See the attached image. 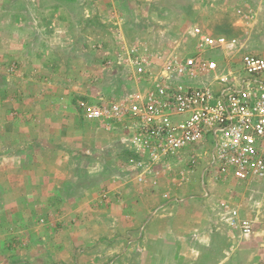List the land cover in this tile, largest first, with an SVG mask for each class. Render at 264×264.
I'll list each match as a JSON object with an SVG mask.
<instances>
[{
  "label": "rangeland",
  "instance_id": "obj_1",
  "mask_svg": "<svg viewBox=\"0 0 264 264\" xmlns=\"http://www.w3.org/2000/svg\"><path fill=\"white\" fill-rule=\"evenodd\" d=\"M73 2L0 0V264H150L148 255H143L141 237L130 246L132 235L124 228L118 231V224L127 222L126 210L132 198L116 196L113 208L109 204L106 212L93 213L97 227L87 226L82 213L64 226L60 222L62 208L48 214L42 200L52 201L46 197L38 200L32 193L47 192L50 171L60 196L64 199L67 193L68 201L78 194L84 195V200L102 194L112 178L119 179L125 189L134 188L130 175L139 179L140 172L122 148L128 146L130 131L118 122L87 119L79 103L126 104L137 94H144L151 87L150 72L158 71L168 60L181 59L194 46L192 32L197 27L216 37L236 38L244 52L260 54L258 51L264 50V8L256 0H241L244 26L230 30L227 27L237 22L238 9L219 0ZM54 8L66 9L70 15L71 20L65 19L60 25L69 36V44L50 45L46 54L41 44L48 41L53 30L45 15ZM15 12L22 14L21 18H13ZM70 116L86 122L70 120L77 122L74 127L84 133L72 132L68 149L63 146L68 137L62 128L53 131L51 127L67 124ZM100 127L115 130L119 140ZM196 153L201 155L202 151ZM78 159L86 163L80 170L70 164L72 173L65 175L66 163ZM202 159L195 174L196 188L202 195L190 198L189 193L179 197L184 198L181 204L168 202L162 215V220H175V224L165 229L167 232L161 231L181 246L179 258L173 256L167 264H264V209L247 208L238 197L227 195L226 183L215 180L207 183L212 194L205 196L200 177L209 164ZM37 160L47 163H34ZM96 160L102 163L99 170ZM65 177L69 180L63 185ZM196 185L188 184L191 188ZM87 200L84 203L89 204ZM154 200H148L152 210L159 204L158 198ZM148 201L144 199L143 203ZM223 201L247 208L243 216L253 226L247 240L239 238L238 229L229 224L226 227L221 221L226 215L227 222L233 210L225 209ZM38 203L43 213L31 211ZM47 215L53 227L36 229L35 221ZM208 238L211 243L206 245ZM191 248L198 249L199 255L194 256Z\"/></svg>",
  "mask_w": 264,
  "mask_h": 264
},
{
  "label": "built area",
  "instance_id": "obj_2",
  "mask_svg": "<svg viewBox=\"0 0 264 264\" xmlns=\"http://www.w3.org/2000/svg\"><path fill=\"white\" fill-rule=\"evenodd\" d=\"M194 35L196 50L150 72L144 94L126 104L78 106L89 120L118 122L130 131L131 164L142 180L157 179L174 163L195 166L209 157L218 179L264 185V58L244 52L236 38L199 28ZM227 221L246 236L252 232L237 212Z\"/></svg>",
  "mask_w": 264,
  "mask_h": 264
},
{
  "label": "crops",
  "instance_id": "obj_3",
  "mask_svg": "<svg viewBox=\"0 0 264 264\" xmlns=\"http://www.w3.org/2000/svg\"><path fill=\"white\" fill-rule=\"evenodd\" d=\"M64 3L66 1H74L73 3L79 1L80 2H84L85 0H63ZM213 1V0H210ZM220 2L226 3L227 5H236L237 7V22L234 24H230L227 28L228 29H233L232 27H234V30H240L239 25L242 27L244 26L243 24V17L241 16L243 11V7L241 6V0H219ZM245 3L247 2V0H243ZM257 4L261 3L260 6L262 7V9L264 8V0H256ZM63 3V5H64ZM71 3V2H70ZM240 3V4H239ZM17 4V3H16ZM216 4H218L217 2H213V5L216 6ZM65 8V7H64ZM17 12H15L13 15L11 14V16L17 17V16H22V14H16ZM263 14V13H262ZM17 15V16H16ZM46 16V20L50 21L49 22V28L51 30H53L52 32H50L51 35H48V41L45 40L43 45L41 44L42 50L41 51H46L47 50H51V46L50 45H60V47H66L69 44V36L67 35V33H65L63 30V28H60L62 25V23L66 20L70 21V15L68 14L66 9H53L52 11H49V14L45 15ZM249 18V17H248ZM47 26V27H48ZM57 27V30H55L54 28ZM199 29H202L205 33L209 34V35H213L211 33H209V31L205 30L202 27H197ZM196 28V29H197ZM195 30V29H194ZM194 30L192 32V37H193V47L189 50L186 51V54H182V56H187L191 53H193L196 50L197 47V39L194 35ZM54 31L58 32L60 31L61 34L55 33ZM262 31V30H260ZM215 36V35H213ZM261 37L263 38L262 43L264 45V30L263 32H261ZM50 42V44H49ZM72 42V41H71ZM73 43V42H72ZM101 46V45H100ZM257 52V51H255ZM260 54H256V55H260L264 58V50L263 51H258ZM50 52H47L46 54H49ZM221 55H219V57H224L225 56L220 53ZM181 56V58H183ZM179 58H175L173 60H177ZM169 61V60H168ZM66 107H64L65 109ZM70 110V107H67ZM76 108L74 107V110ZM63 111V110H62ZM63 112H66L65 110ZM78 112V111H77ZM76 114V112H75ZM19 116L18 114H16V117ZM77 117V116H76ZM75 116H70V118L68 119V122L66 124V122H64V124L60 125V126H54L51 127V129L54 130H58V128H62V130L64 131L65 137L67 136L68 138L66 139V141H64V148L68 147V149L70 148L71 144H72V140L71 138H69L72 135V132H77L78 134H83L84 131L79 132L74 125L77 122H73L70 121L72 120V118H74V120L77 121V119L82 120L81 118H76ZM86 122V121H84ZM103 126V125H102ZM101 130H103L106 134H110V136L114 139L119 140V135L117 134V132H115V130H107L106 128L100 127ZM50 129H48L49 132ZM51 131V130H50ZM122 136V135H121ZM81 138V136H80ZM125 139V136L122 138ZM71 140V141H70ZM67 144V146H65ZM83 145H79V147H81ZM115 147H119L118 144H114ZM123 149H129L128 146H124L122 147ZM70 156V153H69ZM76 156V155H75ZM81 156V155H79ZM71 157V156H70ZM207 157L203 158V161H208L206 160ZM74 161V159H73ZM72 160H69L65 166H67V169L64 173L65 175H68L69 173H72V168L70 166V164H75V169L80 170L81 166L83 164H85L86 162H82V161H75L73 163ZM100 164H99V163ZM34 163L37 164H44L47 162L44 161H34ZM50 161L48 160V164L50 165ZM96 166H98V170L100 169V167L102 166V163L99 160L95 161ZM52 164H54V162H52ZM198 164V163H197ZM197 164L195 166H185V165H181L180 163H174V166L172 167V169L170 171H167V173L165 174H161L157 179H152L150 177H147L145 179H137V177H135L134 174H131L130 176L132 177V184L134 186V188H132L131 190L129 189H125V186L123 184H119V179H114L112 178V180H110L109 186L107 188H104L106 190H104L99 194H95L92 197H90L89 204L88 203H84V198H82L84 195H74L76 197L73 198V200H67L66 194L64 193V199L62 198V196H60V192L59 190L55 187V177H51V171L48 172L49 174L47 175V181H48V186H47V192L46 193H41L39 194V192L37 191L36 193L33 192L32 193V197L39 199H44V197H46L47 199L51 200L52 202H49L47 200V202L45 203L44 200H42V206L45 207V212H47L48 214L52 213V212H56L59 211L61 212L59 209L62 208L61 210L63 211V216L60 218V222H62V224H64V226H68V223H71V220L74 219L75 216H78L79 214H84V217H86L85 220H87L88 225L87 226H98L97 222H93V213H101L100 211L102 210H107V206L109 204H112L110 206V208H113V202L115 201V197L116 196H127L128 199L132 198L133 203L131 205L128 206V209L126 210L127 212V222L121 225H124L123 227L118 224V231L121 230L122 228H124V231H127V233L130 234V236L132 235V239L129 242L130 246H134L136 245V242L139 241L138 239H140L141 237V242H143V255H148L149 261L151 262L150 264H167L168 261L173 259H177V257L179 258V248L181 249L180 246V242L176 241V240H169L167 238L166 235L163 234V232L161 231L162 229L165 231V229H168L171 225L175 224V220H162L165 217L162 216L163 213L167 210V208L169 206H167V204H169L168 202H176V203H182L184 202V198L180 199L179 197H186L187 194L190 195V198H196L199 197L202 194H199V191L197 190L196 187H198L196 185V179H195V174H196V169H198ZM197 166V167H196ZM195 168V169H194ZM48 169V168H47ZM203 171H202V178L200 177L203 187H204V194L205 196H210L212 194L211 190H209L207 183L209 182L210 184L218 181L220 183H226V188H228L227 191V195L228 196H232L234 195L235 197H238V199H240V202L243 204H246L247 208L257 210L260 208V211L264 209V185L259 182L258 180H249L247 182H243V181H239L236 180L234 178H229L227 180H222V179H218L215 175L214 172L212 170H210L209 168H207V170L205 171L206 168L203 167ZM193 170H195L193 172ZM49 171V169H48ZM209 172H212L213 174H209ZM77 175V174H75ZM72 176H70L69 178H71ZM214 179H213V178ZM68 177H65V179H63L62 183L63 185L66 184L69 180ZM76 178L74 177V180ZM193 180V181H192ZM215 180V181H214ZM122 183V182H121ZM195 184L196 186H194V188H191L188 186V184ZM137 188H136V187ZM231 186H235V189L231 190L232 188H229ZM189 187V188H188ZM67 189V188H65ZM108 189V190H107ZM67 191H70L67 189ZM101 191V190H100ZM93 193V192H92ZM39 194V195H38ZM232 194V195H231ZM237 195V196H236ZM39 196V197H38ZM72 196V195H70ZM193 196V197H192ZM258 199L262 202H258ZM104 197V198H103ZM158 198L159 199V204L157 205V207L152 210V206H150V202L148 201L150 198L151 200H153V202L155 201L154 198ZM248 198H250L248 200ZM94 200L96 202H92L91 200ZM145 199V201H148L146 203H143V200ZM68 201V202H67ZM163 202V204L161 205V203ZM58 203V205L55 206V204ZM143 203V204H142ZM155 203V202H154ZM225 203L224 208L226 209H233L231 212L233 214V212H237V220L241 221L244 220V216H243V212H246V209H241L239 205L236 204H232L229 203L228 201H223L222 204ZM48 204V205H46ZM145 204V205H144ZM38 206H40V203H38L35 207L37 208ZM223 207V206H222ZM229 207V208H228ZM104 208V209H102ZM66 211H65V210ZM230 209V210H231ZM106 210L104 212H106ZM32 212L36 211V214L39 213H43L37 208H33V210H31ZM46 213V214H47ZM228 213V212H227ZM241 214V215H240ZM74 216V217H73ZM45 219L42 218V220H36L35 221V228L36 229H41L43 231V229H48V228H52L53 227V222H51V219H49V215H47L46 217H44ZM226 215L224 217V219H222L221 221H223V224L228 227L227 224L228 221L226 222L225 220ZM242 218V219H241ZM41 221V222H40ZM110 222H108L109 224ZM112 224V222H111ZM209 224V223H208ZM211 224V222H210ZM112 225H116L112 224ZM80 227H84V226H80ZM112 227H116V226H112ZM171 229V228H170ZM174 231L176 229V227H173ZM235 230V229H234ZM239 230V229H238ZM235 230L236 233L240 234L239 238L243 239V240H247L248 237L251 236L252 232H253V226H252V232L249 236H246L245 234H243V232L241 230ZM41 231V232H42ZM139 234L138 238H134L137 237V235ZM118 237L115 240V242L118 241ZM47 238H45L46 240ZM197 240V238H196ZM210 241V242H209ZM213 241V240H212ZM111 243V241H110ZM138 243V242H137ZM208 245L209 243H211V238L207 239L206 242ZM98 244V243H97ZM96 244V245H97ZM170 246V247H169ZM169 247V248H168ZM199 250L195 249V248H191V253H193L194 256L199 255ZM98 259V258H96Z\"/></svg>",
  "mask_w": 264,
  "mask_h": 264
},
{
  "label": "trees",
  "instance_id": "obj_4",
  "mask_svg": "<svg viewBox=\"0 0 264 264\" xmlns=\"http://www.w3.org/2000/svg\"><path fill=\"white\" fill-rule=\"evenodd\" d=\"M187 7H188V5L183 6V8H187ZM124 153H125L126 158H134L135 157V155L133 154V152L130 151L129 149L128 150L126 149L124 151Z\"/></svg>",
  "mask_w": 264,
  "mask_h": 264
}]
</instances>
